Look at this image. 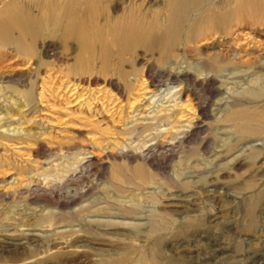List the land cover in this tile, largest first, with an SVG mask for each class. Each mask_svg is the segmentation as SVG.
I'll return each mask as SVG.
<instances>
[{
  "label": "rangeland",
  "instance_id": "rangeland-1",
  "mask_svg": "<svg viewBox=\"0 0 264 264\" xmlns=\"http://www.w3.org/2000/svg\"><path fill=\"white\" fill-rule=\"evenodd\" d=\"M52 2L0 0V264H264V0Z\"/></svg>",
  "mask_w": 264,
  "mask_h": 264
},
{
  "label": "bare ground",
  "instance_id": "bare-ground-1",
  "mask_svg": "<svg viewBox=\"0 0 264 264\" xmlns=\"http://www.w3.org/2000/svg\"><path fill=\"white\" fill-rule=\"evenodd\" d=\"M53 3V2H52ZM57 5L61 4V9L59 8L58 10L56 9L54 3H53V7H54V12L51 16L46 17V18H41L40 20H36V19H30V18H26V20H31V22L36 23L38 25L41 24H46L49 22H53L54 19H52V17L54 16L56 19H65V13L68 12V6L70 3V0H57ZM5 18L6 16L3 14H0V41L3 42V37L6 38L7 34L6 33H10L11 32V27L9 25L6 24L5 22ZM69 22L65 25L63 31L66 32V34L69 35H75V36H80L83 38H88L89 35H91L93 32H100L102 31L100 29V27H91L93 26L92 23L89 21V18H87V14L86 16H75L73 13L72 15L69 17ZM128 259V257H126L123 260Z\"/></svg>",
  "mask_w": 264,
  "mask_h": 264
}]
</instances>
